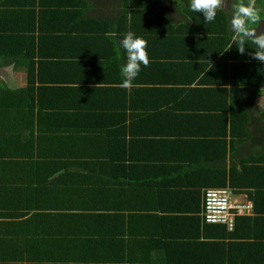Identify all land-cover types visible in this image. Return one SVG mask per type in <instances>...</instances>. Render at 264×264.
<instances>
[{
    "label": "trees",
    "instance_id": "trees-1",
    "mask_svg": "<svg viewBox=\"0 0 264 264\" xmlns=\"http://www.w3.org/2000/svg\"><path fill=\"white\" fill-rule=\"evenodd\" d=\"M233 3L206 24L190 0H0V264H225L232 238L264 221V136L250 128L263 123L246 104L228 116L223 99L212 134L163 111L194 69L262 93L255 46L233 45ZM129 31L150 64L125 89ZM12 65L24 87L2 79ZM91 114L98 129L83 123ZM226 187L253 203L235 232L201 216L203 190ZM143 200L164 215L136 213Z\"/></svg>",
    "mask_w": 264,
    "mask_h": 264
},
{
    "label": "crops",
    "instance_id": "crops-1",
    "mask_svg": "<svg viewBox=\"0 0 264 264\" xmlns=\"http://www.w3.org/2000/svg\"><path fill=\"white\" fill-rule=\"evenodd\" d=\"M224 2L225 1L223 0V3ZM153 11H156V9H154ZM222 61L223 59L219 60V62ZM227 62L230 64L232 61ZM199 71L200 70L194 69L192 77L184 78L182 80L183 85H173L174 87L180 88V90H184L185 92L182 91L181 98H178V100L176 101L170 102L168 106L163 109V111H167V114L170 117H173V119L175 120L179 119L176 115L181 113V115H183V118H187L188 123L196 122V120L197 123H200V125L197 127H193L191 124H189L191 126L190 127L187 124L184 125V123H182L183 125L180 124L179 129L186 132L187 130H193V132H198L202 131L203 129L211 131V134L216 132V122L218 121L217 117L218 115H220L221 111H217L215 110V108H222L223 99H227L229 103L227 115L230 116L232 110L240 108L242 102H244L246 104V108L252 113L253 117L256 118V122L263 123L259 127L251 125V130H257V132L261 136H264V119H260V113L264 110V89L261 91V94H255V98L252 99V93H241V91H239L240 89H235L230 84L229 86H224V78H221L220 74H217L214 78H210L208 77V75H206L208 72L199 73ZM2 79L9 81L10 84L13 85V88L24 87L26 85L27 75L23 71H16L14 66L12 65L4 69ZM37 85H39L38 82ZM165 87L169 88L170 86ZM208 90H227V95H221V93H214V91L209 93ZM215 115L217 116L215 117ZM85 121L87 123L86 126L90 129H95V127L98 129V125L104 124L103 116L93 117V114L85 117L83 122L84 124ZM82 126L84 128V125ZM161 129L167 128L161 127ZM183 140L184 139H182V141ZM259 150L262 154H264V147L259 148ZM226 164L229 167L230 157H228ZM210 165L221 166L222 162L212 161L210 162ZM234 199L241 202L247 201L246 196L244 195H236ZM143 206L144 208L146 207V210H137L136 213H143L147 215H164V212L158 206L155 207V205H150V203L148 202H144ZM184 213H188L187 215H190V210L184 211ZM245 216L254 217V213ZM249 226L250 227L248 232H246L245 234L239 233L238 237L232 238L231 242L237 243V246L231 247V253L229 255L226 254L228 250H225L223 254L225 257H223V263L264 264V221H262L261 223L253 222L249 224ZM203 227L204 226H202V229H204ZM235 228L237 227L234 226L233 232H235ZM200 238L201 241L205 240L204 233H202Z\"/></svg>",
    "mask_w": 264,
    "mask_h": 264
},
{
    "label": "clouds",
    "instance_id": "clouds-1",
    "mask_svg": "<svg viewBox=\"0 0 264 264\" xmlns=\"http://www.w3.org/2000/svg\"><path fill=\"white\" fill-rule=\"evenodd\" d=\"M222 4L223 0H190L191 10L201 13L206 24L215 20ZM259 22H261V15L256 7V0H234L230 19L233 45L237 46L240 54L245 53L246 45L249 43L254 45V48L251 47L254 51L249 53V56L264 63V32H258L252 27ZM119 43L126 52V62L120 68L122 75L120 87L130 89L141 71V65L147 67L150 64L146 50L147 41L129 31ZM102 85L103 83L98 84L96 89Z\"/></svg>",
    "mask_w": 264,
    "mask_h": 264
},
{
    "label": "built area",
    "instance_id": "built-area-1",
    "mask_svg": "<svg viewBox=\"0 0 264 264\" xmlns=\"http://www.w3.org/2000/svg\"><path fill=\"white\" fill-rule=\"evenodd\" d=\"M252 213L253 203L235 200L230 187L204 190L201 216L207 224H223L233 230L237 217Z\"/></svg>",
    "mask_w": 264,
    "mask_h": 264
},
{
    "label": "rangeland",
    "instance_id": "rangeland-1",
    "mask_svg": "<svg viewBox=\"0 0 264 264\" xmlns=\"http://www.w3.org/2000/svg\"><path fill=\"white\" fill-rule=\"evenodd\" d=\"M224 1H226V0H224ZM259 6L261 7V4H259ZM239 202H241V201H239Z\"/></svg>",
    "mask_w": 264,
    "mask_h": 264
}]
</instances>
